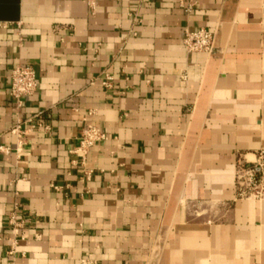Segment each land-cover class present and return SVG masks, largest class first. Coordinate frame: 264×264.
<instances>
[{"label":"crops","instance_id":"crops-1","mask_svg":"<svg viewBox=\"0 0 264 264\" xmlns=\"http://www.w3.org/2000/svg\"><path fill=\"white\" fill-rule=\"evenodd\" d=\"M179 1L0 0V264H264V200L234 181L264 148V0ZM200 27L211 53L183 44ZM85 121L106 138L83 157Z\"/></svg>","mask_w":264,"mask_h":264},{"label":"built area","instance_id":"built-area-1","mask_svg":"<svg viewBox=\"0 0 264 264\" xmlns=\"http://www.w3.org/2000/svg\"><path fill=\"white\" fill-rule=\"evenodd\" d=\"M87 5L93 11L95 9V0H86ZM186 13L192 11L193 2L184 3L179 1ZM184 3V5H183ZM137 15H134V20ZM137 20V19H136ZM183 44L187 51H202L211 53L214 48L215 35L212 31L200 27L196 30H184ZM112 75L104 72L100 78L102 86L109 88L112 83ZM95 80V79H94ZM91 81V83L94 82ZM37 88L36 71L30 64L16 63L9 73V96L14 100L16 108L20 107L24 97L32 95ZM20 120H17L10 131L21 137L25 131H30L36 126H43L41 121L31 123L26 129L20 128ZM106 138V134L101 129L91 122L85 121L82 126L80 135L77 139V144L74 152L80 153L83 157L89 149L97 142ZM234 181L240 197L264 200V148H260L251 154L250 157H240L234 169ZM16 207V206H15ZM7 224L13 235L11 240L12 246L17 244V241L25 238L24 227L25 221L20 219L16 213V208L7 216Z\"/></svg>","mask_w":264,"mask_h":264}]
</instances>
